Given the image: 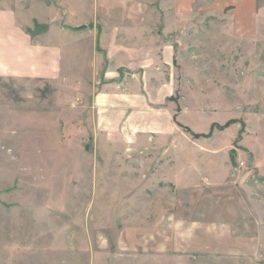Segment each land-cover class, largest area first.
I'll use <instances>...</instances> for the list:
<instances>
[{
	"label": "rangeland",
	"instance_id": "374dc122",
	"mask_svg": "<svg viewBox=\"0 0 264 264\" xmlns=\"http://www.w3.org/2000/svg\"><path fill=\"white\" fill-rule=\"evenodd\" d=\"M226 8L153 26L169 61L108 73L135 117L116 149L100 73L0 87V264H264V0L251 23Z\"/></svg>",
	"mask_w": 264,
	"mask_h": 264
},
{
	"label": "crops",
	"instance_id": "0c3cea01",
	"mask_svg": "<svg viewBox=\"0 0 264 264\" xmlns=\"http://www.w3.org/2000/svg\"><path fill=\"white\" fill-rule=\"evenodd\" d=\"M254 3L255 0H0V87L9 88V92H3V100L11 102L8 95L13 85L43 87L44 79L58 78L66 66L72 73L96 71L100 73L98 81H103L96 85L99 93L95 98L100 124L112 134L102 140L115 147L123 140L116 134V128L124 123L120 121L135 117L130 111V97L111 93L117 80L106 83V78L113 76L108 73L122 75L124 67L136 71L149 64L148 56L163 50L169 61L172 50H167V45L150 46L147 42L165 37H156L150 31L153 26L167 24L171 28L172 24L192 22L197 10L206 6L217 10L233 6L229 11L235 14L233 23H251L253 17L248 9ZM240 9L243 15L238 13ZM79 54L84 56L83 67ZM120 100L126 101L120 103L126 106L125 112L118 111Z\"/></svg>",
	"mask_w": 264,
	"mask_h": 264
}]
</instances>
